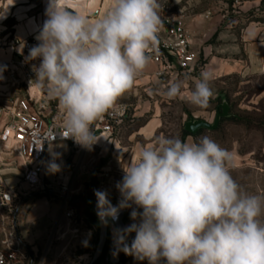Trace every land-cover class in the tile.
Masks as SVG:
<instances>
[{
    "label": "clouds",
    "instance_id": "1",
    "mask_svg": "<svg viewBox=\"0 0 264 264\" xmlns=\"http://www.w3.org/2000/svg\"><path fill=\"white\" fill-rule=\"evenodd\" d=\"M161 9L160 0H112L102 17L90 20L63 0H48L39 43L29 51L30 59L41 61L29 87L35 82L58 101L67 138L85 148L99 139L94 122L150 64L148 50L163 27ZM211 80L203 71L192 89L173 81L161 94L205 108L214 95ZM234 167V155L208 136L196 142L161 135L124 168L118 206L106 191H95L97 216L107 224L121 209H142L131 212L138 223L117 230L116 243L149 264H264V197L242 192ZM49 170L60 168L52 162Z\"/></svg>",
    "mask_w": 264,
    "mask_h": 264
},
{
    "label": "crops",
    "instance_id": "2",
    "mask_svg": "<svg viewBox=\"0 0 264 264\" xmlns=\"http://www.w3.org/2000/svg\"><path fill=\"white\" fill-rule=\"evenodd\" d=\"M63 3L68 10L95 20L106 13L112 0H63ZM248 3L249 5L259 4L256 0L248 1ZM47 6L48 0H36L35 2L31 0H0V66L20 58V54L23 53V41L28 37H34L39 43L36 37L47 19ZM226 18L223 14H200L189 24L196 35L191 41L192 46L199 53V57L202 55L207 60L202 66L199 64V60L194 72H173L158 77L157 71L162 67V64L151 58L150 64L137 77L132 88L120 96L112 108L125 109L120 131L117 134L111 136L98 127L94 129L95 121L93 130L99 139L91 148L82 147L74 140H59L48 148L49 161L44 174L47 182L57 188L61 182H65L75 172L84 182V187L73 196V198L77 196L84 201L82 209L72 203L71 205L84 219L82 229L86 232V238L90 242L88 251L94 250L95 252L98 245H96V237L100 219L97 216L95 191H106L112 205L118 206L122 197L116 185L121 182L124 168L128 167L131 160L135 158L141 146L154 144L157 137L164 136L165 106L174 100L161 94L164 86L173 81H181L184 90L188 91L194 87V80L200 76L201 72L209 71L212 74L210 86L214 92L213 97H216L217 86L225 77L264 78V14L259 13L256 19L245 23H242L243 18L229 21ZM213 36L216 38L215 44L209 43V39ZM40 93L38 105L45 106L46 114L56 115L63 122L64 113L58 101L49 97L42 88ZM26 94V86L12 87L7 83V77L5 78L0 73L1 110L2 108L16 109L19 101ZM179 100L184 101V106H189L191 112L187 111L188 115L207 120L206 116L202 115L207 114L208 116L211 112L210 109L205 110V108L196 107L185 100ZM189 137L195 140L193 134L187 135L184 140ZM57 147H60L65 155L61 160L51 154V152H56ZM52 162L59 165V171L49 170V164ZM103 166L107 169L111 167L117 172L112 170L107 179L98 178L95 170ZM48 171L51 172L50 177L47 176ZM0 176L9 187H17L22 181L21 171L13 163L7 162V158L6 165L0 166ZM21 187L27 188L28 192L20 197V202L18 201L24 205L16 214V230L20 242L29 246L33 253L37 254L45 248L47 238L59 216V199L57 202H50L46 197L34 199L32 195L42 193V190H33L25 184H21ZM133 210L142 212V209L133 204L131 207L120 210L118 220H108L107 237L110 236V247L104 254L103 250L102 257L100 256L98 259L100 260L99 264H149L147 259L139 260L134 256L126 255L121 250V245L114 260H111V243L117 235V230L139 222V219L132 220L131 212ZM2 232L0 225V247L3 238ZM134 238L135 233H130L127 243L130 245ZM64 245L65 241L55 248L53 247L46 264H61L66 257H70V252L63 254L62 247ZM123 257L125 259L122 262Z\"/></svg>",
    "mask_w": 264,
    "mask_h": 264
},
{
    "label": "built area",
    "instance_id": "3",
    "mask_svg": "<svg viewBox=\"0 0 264 264\" xmlns=\"http://www.w3.org/2000/svg\"><path fill=\"white\" fill-rule=\"evenodd\" d=\"M162 21L163 27L158 33V41L148 50L149 56L162 64L157 76L162 77L173 72H194L200 57L192 46L184 16L166 12ZM37 44L34 37H28L23 41V53L20 58L0 66L4 69L2 74L7 77L9 85H22L27 89V94L19 101L16 109L2 108L4 119L0 123V162L6 165L7 158V162L13 163L22 173L21 184L27 185L28 188L53 191L54 196L59 199L60 211L45 248L42 252L34 254L29 246L20 242L16 230V214L24 205L18 201L20 202L22 195L27 194L28 189L21 187V184L9 187L0 176V225L3 230L0 264H46L53 247L63 241V254H71L61 264H90L94 250H87L90 242L82 229L84 219L71 205L73 196L84 187V182L75 172L54 188L44 177L49 161L48 148L59 140L73 139L67 138L68 132L64 123L56 115L46 114V107L38 105L41 93H31V87L37 86L33 82L29 87L30 81L35 79L33 66L38 67L41 61L40 58L30 59L29 51ZM124 114L125 109H110L95 122L94 129L98 127L113 136L120 131ZM112 170L117 172L104 166L95 171L98 178L107 179Z\"/></svg>",
    "mask_w": 264,
    "mask_h": 264
},
{
    "label": "rangeland",
    "instance_id": "4",
    "mask_svg": "<svg viewBox=\"0 0 264 264\" xmlns=\"http://www.w3.org/2000/svg\"><path fill=\"white\" fill-rule=\"evenodd\" d=\"M31 1L35 2L36 0ZM248 1L254 0H180L178 2L160 0L162 9L159 14L161 19L166 12L182 14L185 17L184 22L192 41L196 35L189 24L200 14H223L227 17V21L243 18L242 23L256 19L259 13L264 14L263 0H256L259 3L256 5L254 3L249 5ZM209 43L215 44L216 38L211 37ZM206 62L207 60L200 55L199 64L202 66ZM217 87V96L211 98L209 105L205 107V110L210 109V114L202 116L205 115L207 118L205 120L212 123L216 107L221 103L223 95L227 96L229 100L232 115L224 118L216 130H201L199 134L194 135V139L199 142L200 138L208 136L221 147L229 150L234 155L235 163L231 174L240 185L242 192L264 197V78L225 77ZM40 90V87H31L33 94H39ZM183 102L174 99L165 106L164 136L179 137L184 140V122L188 119L187 111H191L189 106L183 105ZM3 119L4 113L0 109V123ZM51 154L56 155L59 160L65 156L60 147H57L56 152H51ZM0 166H2L1 162ZM47 176H51L50 171L47 172ZM32 197L34 199L46 197L50 202H57L53 191L47 189L42 190V193L32 195ZM71 203L82 209L84 201L76 196ZM97 229L96 245L99 242L100 226ZM109 237H107L103 254L110 247ZM99 261L96 264H99ZM160 264H166V260L162 259Z\"/></svg>",
    "mask_w": 264,
    "mask_h": 264
},
{
    "label": "water",
    "instance_id": "5",
    "mask_svg": "<svg viewBox=\"0 0 264 264\" xmlns=\"http://www.w3.org/2000/svg\"><path fill=\"white\" fill-rule=\"evenodd\" d=\"M232 115L230 111V104L227 101L226 96H222V101L216 107L215 117L212 123L206 121L203 118H195L192 115H188V119L184 123V130L189 132L190 134H197L200 130H216L219 127V124L223 118H228ZM107 233H108V223L104 224L100 221V237L97 248L94 252L93 258L90 264H96L98 259L100 258L106 241H107ZM116 237L112 240L111 246L112 250L110 253L111 260L113 261L120 245L116 243Z\"/></svg>",
    "mask_w": 264,
    "mask_h": 264
},
{
    "label": "trees",
    "instance_id": "6",
    "mask_svg": "<svg viewBox=\"0 0 264 264\" xmlns=\"http://www.w3.org/2000/svg\"><path fill=\"white\" fill-rule=\"evenodd\" d=\"M263 2H264V0H263ZM226 98H227V96H226ZM227 101L229 102L228 98H227ZM223 119H224V118H223ZM223 119H222V120H223ZM222 120H221V121H222ZM200 132H201V130H200L197 134H199ZM189 134H190L189 132H187L186 130L183 129V139H184L187 135H189ZM197 134H195V135H197ZM124 259H125V257L122 258V262H123Z\"/></svg>",
    "mask_w": 264,
    "mask_h": 264
},
{
    "label": "bare ground",
    "instance_id": "7",
    "mask_svg": "<svg viewBox=\"0 0 264 264\" xmlns=\"http://www.w3.org/2000/svg\"><path fill=\"white\" fill-rule=\"evenodd\" d=\"M1 159H2V151L0 150V161H1Z\"/></svg>",
    "mask_w": 264,
    "mask_h": 264
}]
</instances>
